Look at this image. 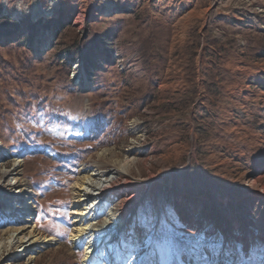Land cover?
<instances>
[{
	"label": "rangeland",
	"instance_id": "374dc122",
	"mask_svg": "<svg viewBox=\"0 0 264 264\" xmlns=\"http://www.w3.org/2000/svg\"><path fill=\"white\" fill-rule=\"evenodd\" d=\"M35 1L0 0V264H86L72 185L124 158L120 264H264V0Z\"/></svg>",
	"mask_w": 264,
	"mask_h": 264
},
{
	"label": "bare ground",
	"instance_id": "6f19581e",
	"mask_svg": "<svg viewBox=\"0 0 264 264\" xmlns=\"http://www.w3.org/2000/svg\"><path fill=\"white\" fill-rule=\"evenodd\" d=\"M55 2L56 0H36L35 14L50 15ZM131 161L128 158H124L119 160L118 166L113 169L97 168L91 171H82L72 185L73 205L71 210L73 227L71 239L75 243L79 241L85 242L86 253L84 261L86 264H90L91 257L97 255L102 257L104 264H120L119 262H122L119 259L120 256L117 248L114 247V243L119 240L125 251L127 250V236L135 222L136 211L134 208L128 211L121 209L113 205V202L121 194L126 195L124 192L128 190L127 184L129 181L128 178H124V174L129 173L132 166ZM6 174L8 175V173ZM4 193V196H2L4 203L8 207L13 206L11 193L9 191ZM21 193L27 196L29 190L24 187L22 192L18 193L21 196L20 200H22ZM33 203L34 201L27 199L25 204L27 208L25 210L29 211L33 208ZM29 205L32 207L30 208ZM30 220L31 217H27L24 222ZM26 228H30V232L34 233L32 236L34 239L33 244L51 243L55 240L54 236L39 233L35 225L25 224L9 229V236L4 243L8 246L22 247L25 242L24 231ZM100 231L103 232L101 234L103 236L97 237L95 234ZM138 240L142 242L141 235ZM25 249L27 248L25 247Z\"/></svg>",
	"mask_w": 264,
	"mask_h": 264
},
{
	"label": "trees",
	"instance_id": "16d2710c",
	"mask_svg": "<svg viewBox=\"0 0 264 264\" xmlns=\"http://www.w3.org/2000/svg\"><path fill=\"white\" fill-rule=\"evenodd\" d=\"M0 19H2V18H0ZM5 35H8V33L7 32H3V31H0V36H5ZM71 66L69 65V68H70Z\"/></svg>",
	"mask_w": 264,
	"mask_h": 264
}]
</instances>
